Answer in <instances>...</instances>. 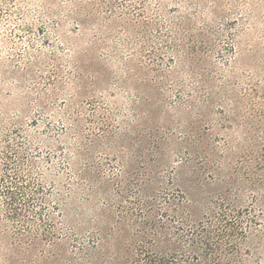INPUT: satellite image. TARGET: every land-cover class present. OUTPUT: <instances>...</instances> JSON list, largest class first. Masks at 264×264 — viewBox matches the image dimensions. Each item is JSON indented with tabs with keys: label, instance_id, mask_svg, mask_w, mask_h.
Masks as SVG:
<instances>
[{
	"label": "rangeland",
	"instance_id": "obj_1",
	"mask_svg": "<svg viewBox=\"0 0 264 264\" xmlns=\"http://www.w3.org/2000/svg\"><path fill=\"white\" fill-rule=\"evenodd\" d=\"M221 209L264 264V0H0V264H134Z\"/></svg>",
	"mask_w": 264,
	"mask_h": 264
},
{
	"label": "trees",
	"instance_id": "obj_2",
	"mask_svg": "<svg viewBox=\"0 0 264 264\" xmlns=\"http://www.w3.org/2000/svg\"><path fill=\"white\" fill-rule=\"evenodd\" d=\"M142 212L141 209L138 211L140 214H143ZM212 221L213 223L207 225L199 223L190 228L181 242H172L165 236H156L157 240L153 236L156 231H150L152 228L150 225L139 236L140 241L135 248L133 263L232 264L231 253L234 250L232 239L236 228L228 224V214L222 209L213 213ZM160 245H164L163 251L157 249Z\"/></svg>",
	"mask_w": 264,
	"mask_h": 264
}]
</instances>
